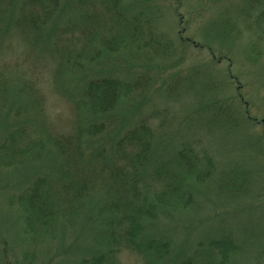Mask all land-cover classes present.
I'll list each match as a JSON object with an SVG mask.
<instances>
[{
	"label": "trees",
	"instance_id": "trees-1",
	"mask_svg": "<svg viewBox=\"0 0 264 264\" xmlns=\"http://www.w3.org/2000/svg\"><path fill=\"white\" fill-rule=\"evenodd\" d=\"M153 11L148 0L131 6L126 0H0V53L21 41L32 60L45 56L54 96L71 107L58 127L39 87L20 80L9 93L0 79V167H15L21 176V189L6 198L29 235L42 230L53 238L72 227L75 237L61 264H135L122 263L125 254L140 264H233L237 247L227 235L201 231L191 248L196 222L181 219L179 226L172 215L190 206L193 184L204 183L213 162L193 166L189 144L172 138L171 150L159 147L142 115L155 66L144 61L123 67L125 60L116 56L172 54L176 47L155 25ZM83 16L88 23L76 35ZM112 29L114 35L104 34ZM183 30L179 41L205 49L182 37ZM142 79L146 85L135 100Z\"/></svg>",
	"mask_w": 264,
	"mask_h": 264
},
{
	"label": "rangeland",
	"instance_id": "rangeland-1",
	"mask_svg": "<svg viewBox=\"0 0 264 264\" xmlns=\"http://www.w3.org/2000/svg\"><path fill=\"white\" fill-rule=\"evenodd\" d=\"M126 1L131 6L135 0ZM148 3L154 9L155 25L176 48L164 57L153 54L151 60L124 51L116 54L125 60L123 67L144 61L155 66L151 88L142 79L132 96L135 99L143 86L144 93L152 92L142 115L159 136L160 148H170L172 138L176 144H189L193 166L206 167L207 158L213 162L204 183L193 184L190 206L177 207L173 219L179 226L181 219L196 222L189 234L191 248L201 231L207 236L227 235L237 247L230 259L233 264H264V0ZM85 17L78 20L76 35H82L81 27L88 23ZM181 29L182 37L205 49L179 41ZM107 33L110 37L115 31ZM31 52L21 41H11L0 53V79L7 81L9 93L20 80L39 87L53 123L62 127L71 107L54 96L46 75L48 59L42 56L36 62ZM119 75L130 82L125 73ZM168 88L172 90L167 92ZM236 169L247 178L237 177ZM20 177L15 167H0V264H61L75 231L69 227L53 238L43 236L42 230L36 235L25 233L16 207L7 199L8 192L21 189L16 182ZM121 262L140 264V259L125 254Z\"/></svg>",
	"mask_w": 264,
	"mask_h": 264
}]
</instances>
